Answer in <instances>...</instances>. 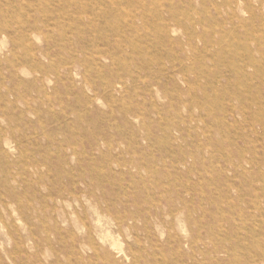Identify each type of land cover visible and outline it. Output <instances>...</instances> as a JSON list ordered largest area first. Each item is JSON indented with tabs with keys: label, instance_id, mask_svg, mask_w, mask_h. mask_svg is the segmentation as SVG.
Returning a JSON list of instances; mask_svg holds the SVG:
<instances>
[{
	"label": "rangeland",
	"instance_id": "1",
	"mask_svg": "<svg viewBox=\"0 0 264 264\" xmlns=\"http://www.w3.org/2000/svg\"><path fill=\"white\" fill-rule=\"evenodd\" d=\"M0 264H264V0H0Z\"/></svg>",
	"mask_w": 264,
	"mask_h": 264
},
{
	"label": "bare ground",
	"instance_id": "2",
	"mask_svg": "<svg viewBox=\"0 0 264 264\" xmlns=\"http://www.w3.org/2000/svg\"><path fill=\"white\" fill-rule=\"evenodd\" d=\"M205 79V78H204Z\"/></svg>",
	"mask_w": 264,
	"mask_h": 264
}]
</instances>
